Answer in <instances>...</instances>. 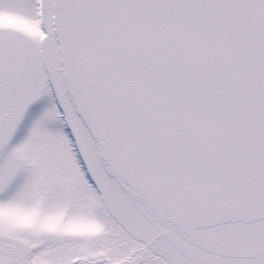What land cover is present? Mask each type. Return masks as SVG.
Returning a JSON list of instances; mask_svg holds the SVG:
<instances>
[{"label":"snow or ice","instance_id":"1","mask_svg":"<svg viewBox=\"0 0 264 264\" xmlns=\"http://www.w3.org/2000/svg\"><path fill=\"white\" fill-rule=\"evenodd\" d=\"M0 264H264V0H0Z\"/></svg>","mask_w":264,"mask_h":264}]
</instances>
